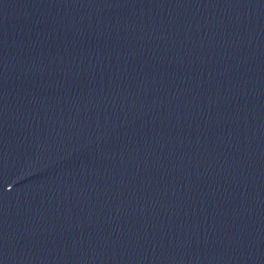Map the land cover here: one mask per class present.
<instances>
[{
	"label": "water",
	"instance_id": "obj_1",
	"mask_svg": "<svg viewBox=\"0 0 264 264\" xmlns=\"http://www.w3.org/2000/svg\"><path fill=\"white\" fill-rule=\"evenodd\" d=\"M0 264H264V0H0Z\"/></svg>",
	"mask_w": 264,
	"mask_h": 264
}]
</instances>
